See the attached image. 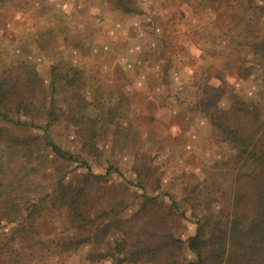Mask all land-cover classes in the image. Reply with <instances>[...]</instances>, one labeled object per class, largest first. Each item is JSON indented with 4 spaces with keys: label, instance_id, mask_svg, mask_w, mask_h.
Wrapping results in <instances>:
<instances>
[{
    "label": "rangeland",
    "instance_id": "1",
    "mask_svg": "<svg viewBox=\"0 0 264 264\" xmlns=\"http://www.w3.org/2000/svg\"><path fill=\"white\" fill-rule=\"evenodd\" d=\"M126 1L0 0V95L38 125L0 118V264H187L199 229L211 264L254 208L264 0Z\"/></svg>",
    "mask_w": 264,
    "mask_h": 264
},
{
    "label": "trees",
    "instance_id": "2",
    "mask_svg": "<svg viewBox=\"0 0 264 264\" xmlns=\"http://www.w3.org/2000/svg\"><path fill=\"white\" fill-rule=\"evenodd\" d=\"M118 4L127 11L133 10L126 0H118ZM259 49L264 53V42L258 43ZM4 94L0 95V118L8 121L13 125L18 126H38L35 122L28 120L16 119L11 116L6 107L4 101ZM32 103H22L19 106L28 107ZM252 107H248L245 110H250ZM49 121L44 128V141L47 145L52 146V150L56 157L63 160L80 161L83 164H87V161L81 158L79 155L72 154L64 150L48 133V125L52 123L56 115L58 114L57 106L50 105L48 110ZM224 131L229 134V137L238 142L242 151L248 150L246 146V139L244 134L238 127L233 125L223 124ZM3 135V128H0V138ZM20 140V138H15ZM21 142L24 140H20ZM26 144V142H23ZM30 144V143H29ZM259 163L264 166V151L257 155ZM262 187L254 190H247L243 192L246 199H242L247 206L253 205L254 208H243L240 211H236L231 218L229 228L222 230L215 235L216 245L211 252L213 257L211 264H264V194L262 198H257L259 193L264 191V168L261 175ZM74 206V202L69 203ZM75 207V206H74ZM188 246L197 254L198 260L189 261L187 264H205L208 255L205 251L209 247V243L202 237V231L199 229L195 235L190 236L187 239Z\"/></svg>",
    "mask_w": 264,
    "mask_h": 264
}]
</instances>
